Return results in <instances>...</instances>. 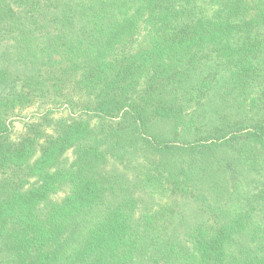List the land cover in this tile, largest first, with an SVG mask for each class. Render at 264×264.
<instances>
[{
    "label": "trees",
    "instance_id": "16d2710c",
    "mask_svg": "<svg viewBox=\"0 0 264 264\" xmlns=\"http://www.w3.org/2000/svg\"><path fill=\"white\" fill-rule=\"evenodd\" d=\"M0 264H264V0H0Z\"/></svg>",
    "mask_w": 264,
    "mask_h": 264
},
{
    "label": "rangeland",
    "instance_id": "374dc122",
    "mask_svg": "<svg viewBox=\"0 0 264 264\" xmlns=\"http://www.w3.org/2000/svg\"><path fill=\"white\" fill-rule=\"evenodd\" d=\"M35 112V108H28L26 110H22L18 115L12 120L10 123V128L12 132V137H18L24 131V125L31 118V114ZM62 113L59 112V115Z\"/></svg>",
    "mask_w": 264,
    "mask_h": 264
}]
</instances>
